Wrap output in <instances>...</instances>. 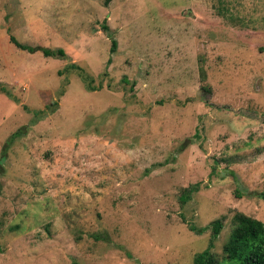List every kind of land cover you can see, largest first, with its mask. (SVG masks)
<instances>
[{
  "label": "rangeland",
  "instance_id": "rangeland-1",
  "mask_svg": "<svg viewBox=\"0 0 264 264\" xmlns=\"http://www.w3.org/2000/svg\"><path fill=\"white\" fill-rule=\"evenodd\" d=\"M262 190L264 0H0V264H223Z\"/></svg>",
  "mask_w": 264,
  "mask_h": 264
},
{
  "label": "trees",
  "instance_id": "trees-1",
  "mask_svg": "<svg viewBox=\"0 0 264 264\" xmlns=\"http://www.w3.org/2000/svg\"><path fill=\"white\" fill-rule=\"evenodd\" d=\"M108 1L105 0V3L107 4ZM103 28L108 32L106 26ZM9 38L19 48L32 51L39 49L38 47H29L18 42L14 36ZM114 46L115 40L112 39V51ZM43 53L53 56L57 54L63 55V50L52 51L45 49ZM16 134H19V131L15 132L13 136ZM183 195L185 198L189 196L187 193H183ZM258 196L264 200V190L258 192ZM189 228L199 233L208 229L211 230L206 248L194 255L192 264H222L216 253L212 251L213 242L222 228L221 218L214 219L203 227H195L190 224ZM222 251L225 256L223 264H264V222L240 212L235 213L233 216V227L222 247Z\"/></svg>",
  "mask_w": 264,
  "mask_h": 264
}]
</instances>
